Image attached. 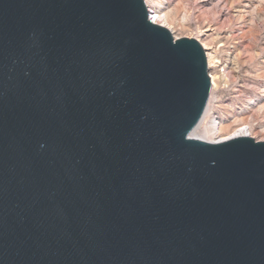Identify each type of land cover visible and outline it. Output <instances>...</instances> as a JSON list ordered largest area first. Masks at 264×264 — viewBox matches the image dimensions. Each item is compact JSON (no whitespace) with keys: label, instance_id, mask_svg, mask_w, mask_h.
I'll use <instances>...</instances> for the list:
<instances>
[{"label":"water","instance_id":"95a60500","mask_svg":"<svg viewBox=\"0 0 264 264\" xmlns=\"http://www.w3.org/2000/svg\"><path fill=\"white\" fill-rule=\"evenodd\" d=\"M210 91L144 0H0V264H264V141L191 138Z\"/></svg>","mask_w":264,"mask_h":264},{"label":"rangeland","instance_id":"374dc122","mask_svg":"<svg viewBox=\"0 0 264 264\" xmlns=\"http://www.w3.org/2000/svg\"><path fill=\"white\" fill-rule=\"evenodd\" d=\"M168 13L176 37L212 42L210 73L220 75L210 113L223 125L252 126L261 140L264 127V0H147ZM204 47V45H203ZM238 54L234 63L230 51ZM207 54V50H206Z\"/></svg>","mask_w":264,"mask_h":264},{"label":"bare ground","instance_id":"6f19581e","mask_svg":"<svg viewBox=\"0 0 264 264\" xmlns=\"http://www.w3.org/2000/svg\"><path fill=\"white\" fill-rule=\"evenodd\" d=\"M144 3L146 5V8L148 9L149 18L152 22H154L157 25L164 26L168 30H170L171 34L172 31L170 29L171 23H170V16L168 13H163L161 10H156L150 3H148L147 0H144ZM173 35V34H172ZM175 39H178L179 37H176L173 35ZM205 51L207 50V61H208V68L210 70V65L212 62V58L214 56L213 51H211L212 48V42L203 43ZM202 45V46H203ZM229 59L232 61V63L236 62L238 58V54L234 52V50L229 53ZM221 76L220 75H214L211 76V91L209 100L206 106V109L198 122V124L194 127V129L190 133V137L198 140H203L210 143H221L225 142L227 140L237 138V137H252L254 138V135L252 133V126L249 124H240L237 127H229L223 125V119L214 116L210 113V103L212 100V94L216 89L219 88ZM263 137L261 140L258 141H264V127L261 130ZM256 140V139H255Z\"/></svg>","mask_w":264,"mask_h":264},{"label":"built area","instance_id":"2783aa9c","mask_svg":"<svg viewBox=\"0 0 264 264\" xmlns=\"http://www.w3.org/2000/svg\"><path fill=\"white\" fill-rule=\"evenodd\" d=\"M209 75H210V77L212 76V74L210 73V70H209Z\"/></svg>","mask_w":264,"mask_h":264}]
</instances>
